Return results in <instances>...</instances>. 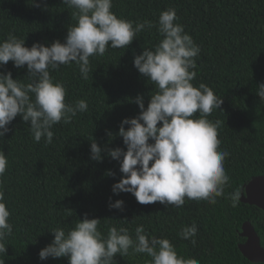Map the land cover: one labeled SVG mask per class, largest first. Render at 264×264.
<instances>
[{
  "label": "trees",
  "instance_id": "1",
  "mask_svg": "<svg viewBox=\"0 0 264 264\" xmlns=\"http://www.w3.org/2000/svg\"><path fill=\"white\" fill-rule=\"evenodd\" d=\"M168 8L176 9L178 22L201 48L192 83L206 84L223 101L208 119L221 121L219 150L229 153L224 167L230 181L224 196L215 204L186 198L177 208L158 201L140 204L131 193L112 191L123 173L120 161L108 151L117 147L126 151L118 134L121 121L139 114L137 95L147 108L156 91L133 64L143 48L162 39L156 28L145 30L125 49L109 47L103 56L90 57L87 80L75 63L50 70L65 84L66 102L84 99L89 105L71 123L53 126L51 144L44 138L35 142L30 122L20 115L0 138V151L8 160L0 190L13 225L7 252L0 254L5 264H69L67 256L41 260L39 252L53 241V229L67 231L85 215L100 218L105 235L108 227L123 226L134 236L135 228L143 225L150 236L168 238L178 254L199 264H264L251 261L240 249L246 241L241 235L245 221H251L264 246V209L241 201L247 184L264 176V102L257 94L264 83V0H113L112 11L126 20L155 23ZM73 11L62 0H0V42L14 33L25 38L28 47L36 42L63 43L68 28L77 23ZM7 71L22 83L30 82L26 66L16 68L9 61L0 66V72ZM195 115L199 118V113ZM92 140L101 147V161L90 158ZM235 191L240 192V201L234 207L230 194ZM116 200L124 202L123 211L109 208ZM193 222L198 228L195 244L178 235ZM114 259L117 264H146L151 258L117 254Z\"/></svg>",
  "mask_w": 264,
  "mask_h": 264
},
{
  "label": "clouds",
  "instance_id": "2",
  "mask_svg": "<svg viewBox=\"0 0 264 264\" xmlns=\"http://www.w3.org/2000/svg\"><path fill=\"white\" fill-rule=\"evenodd\" d=\"M62 3L75 10L72 16L77 21L68 28L63 43L55 40L45 46L36 42L28 47L25 38L14 33L0 42V66L9 61L16 68L26 66L30 79L22 83L13 78L11 71L0 72V138L9 131V123L20 115L23 121L30 122L35 142L44 138L45 143L51 144L53 126L62 121L71 123L78 112L88 111L89 105L84 99L66 102V86L50 70L75 63L81 77L87 80L90 57L103 56L109 47L125 49L142 31L156 28L162 39L152 48H143L133 60L134 67L156 86V91L151 94L147 108L143 97L137 95L134 102L140 108L139 114L121 121L118 134L123 137L126 151L119 147L108 151L111 158L120 161L123 173L112 185V191L131 193L140 204L158 201L165 207L179 208L186 198L215 204L217 197L224 196L230 181L224 167L229 153L219 150L221 121L208 117L223 101L206 84L192 83L197 76L195 58L201 48L178 22L176 9L163 10L154 23L118 17L112 11L113 0H62ZM257 94L264 102V83L258 85ZM124 125L129 127L125 129ZM101 151L92 140L90 158L101 161ZM7 166V157L0 151V178ZM230 197L235 207L240 192L235 191ZM123 203L110 202L109 208L123 211ZM9 217L4 192L0 190L3 256L7 252L6 241L13 233ZM100 225V218L89 219L85 215L67 231L62 227L53 229L54 239L40 250V259L67 256L69 264H117L114 259L117 254L122 257L146 254L151 258L146 264H199L194 258L178 254L168 238L150 236L143 225L135 228L134 236L123 226H110L105 235ZM197 231L193 222L182 227L178 235L195 244ZM0 264H5L4 258H0Z\"/></svg>",
  "mask_w": 264,
  "mask_h": 264
},
{
  "label": "water",
  "instance_id": "3",
  "mask_svg": "<svg viewBox=\"0 0 264 264\" xmlns=\"http://www.w3.org/2000/svg\"><path fill=\"white\" fill-rule=\"evenodd\" d=\"M241 201L264 209V176L256 177L247 184L242 191ZM241 235L246 238V241L240 244L244 255L253 262L264 261V246L251 221L244 222Z\"/></svg>",
  "mask_w": 264,
  "mask_h": 264
}]
</instances>
